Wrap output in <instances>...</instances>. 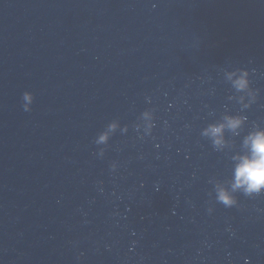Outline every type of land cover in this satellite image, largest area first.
Listing matches in <instances>:
<instances>
[{"label":"water","instance_id":"95a60500","mask_svg":"<svg viewBox=\"0 0 264 264\" xmlns=\"http://www.w3.org/2000/svg\"><path fill=\"white\" fill-rule=\"evenodd\" d=\"M255 128L264 0H0V264H264V192L232 189Z\"/></svg>","mask_w":264,"mask_h":264},{"label":"clouds","instance_id":"9594fccd","mask_svg":"<svg viewBox=\"0 0 264 264\" xmlns=\"http://www.w3.org/2000/svg\"><path fill=\"white\" fill-rule=\"evenodd\" d=\"M235 77L232 80V86L237 92H245L251 88V72L248 68H238L233 73ZM255 95V93H253ZM35 99L32 91H25L22 95L23 110L31 111ZM240 102L245 101V96H240ZM245 107L248 105L245 104ZM144 115L150 116L151 113L145 112ZM247 117L243 115H230L224 122L210 124L205 130L204 135L213 139L214 144H220L223 140L225 128L230 131H237L246 121ZM116 123L109 127L115 129ZM151 126V125H150ZM108 139V133L105 132L99 137V142H105ZM243 144L247 149L244 155L237 157V164L234 171L233 191L242 189L245 195L264 192V128H255L251 130L244 138ZM115 167V165H113ZM218 201L226 207H231L236 203L232 193L227 190H221L218 193ZM209 213L213 209L209 208Z\"/></svg>","mask_w":264,"mask_h":264}]
</instances>
